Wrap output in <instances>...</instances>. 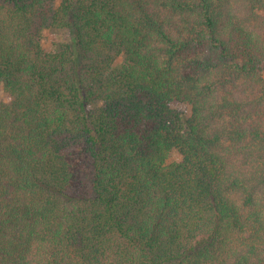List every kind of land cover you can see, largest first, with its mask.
Listing matches in <instances>:
<instances>
[{
    "label": "trees",
    "instance_id": "1",
    "mask_svg": "<svg viewBox=\"0 0 264 264\" xmlns=\"http://www.w3.org/2000/svg\"><path fill=\"white\" fill-rule=\"evenodd\" d=\"M263 67L264 0H0V264H264Z\"/></svg>",
    "mask_w": 264,
    "mask_h": 264
},
{
    "label": "rangeland",
    "instance_id": "2",
    "mask_svg": "<svg viewBox=\"0 0 264 264\" xmlns=\"http://www.w3.org/2000/svg\"><path fill=\"white\" fill-rule=\"evenodd\" d=\"M55 40V36L51 32H45L42 38V48L45 51H50ZM261 75L264 78V67L262 68ZM2 95V89L0 87V99L2 98ZM171 108L176 111L183 112L187 116L190 114V106L186 103L174 101L171 104ZM176 159H179L178 155L172 154L171 159L169 161Z\"/></svg>",
    "mask_w": 264,
    "mask_h": 264
}]
</instances>
